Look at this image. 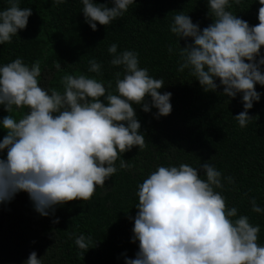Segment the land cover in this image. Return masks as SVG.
<instances>
[{"label": "clouds", "instance_id": "9594fccd", "mask_svg": "<svg viewBox=\"0 0 264 264\" xmlns=\"http://www.w3.org/2000/svg\"><path fill=\"white\" fill-rule=\"evenodd\" d=\"M67 0H52L56 6ZM84 22L93 30L97 24L110 25L124 16L135 0H80ZM0 9V45L11 43L25 29L32 15L21 0H5ZM240 0H207L212 22L201 29L188 14L177 11L169 31L185 45L180 46L178 68L188 71L204 92L235 98L240 94L243 111L234 116L241 128L251 118L248 110L261 99L256 85L264 86V0H258V23L249 25L234 14L232 4ZM190 41V42H188ZM109 64L115 72V92L97 79L102 64L89 60L88 72L96 76L65 74L63 91L41 86L40 62L26 64L22 58L0 64V106L6 111L0 119L5 135L0 139V204H7L17 193H27L33 209L49 216L56 206L73 200L88 201L97 187L107 189L105 181L128 167L122 154L134 146L145 147V136L134 106L145 113L153 108L154 118L172 111L171 92L159 91L163 77L154 78L140 67L139 53L112 43ZM170 45L168 52L172 53ZM60 69V63H57ZM23 111L17 119L12 113ZM232 184L214 164L199 167L187 163L157 166L142 183L130 241L138 243L133 258L124 264H264V244H258L259 224L236 207H227L216 189ZM251 210L264 213L255 198ZM235 217V219H233ZM54 222H58V218ZM74 236L75 245L90 248L91 237ZM22 264H45L31 251Z\"/></svg>", "mask_w": 264, "mask_h": 264}, {"label": "trees", "instance_id": "16d2710c", "mask_svg": "<svg viewBox=\"0 0 264 264\" xmlns=\"http://www.w3.org/2000/svg\"><path fill=\"white\" fill-rule=\"evenodd\" d=\"M96 2L111 6V0ZM6 6L0 0V9ZM20 6L31 8L32 15L11 43L0 45V64L17 57L28 65L39 61L41 86L62 92L65 74L96 76L88 72V62L95 58L102 64L96 78L106 87L111 82L109 90L115 92L114 74L120 69L109 64L107 49L116 43L118 51L139 53V66L146 67L151 76L165 79L159 91L172 93V111L156 119V109L145 113L134 106L145 147L134 146L123 153L128 167L119 168L117 160L118 171L105 181L107 189L97 187L90 200L58 205L49 216L36 213L25 192L0 204V264H22L31 251L38 258L43 256L45 264H124V257L133 258L138 249V243L130 241L133 221L129 218L137 211L138 185L157 166L187 163L198 168L205 161L214 164L223 177L233 178L234 183L224 181L225 187L216 191L225 197L227 207H236L238 215H247L251 224L260 225L257 243L264 244V213L253 212L250 203L255 198L264 208V86H255L261 99L248 110L252 118L241 128L234 119L244 110L240 94L229 99L220 94L222 87L204 92L187 70H177L176 49L178 42L183 47L185 41H178L169 24L182 11L201 29L206 27L212 22L207 0H135L123 17L107 26L97 24L95 31L84 22L80 0L59 6L52 0H21ZM259 7L258 0H240L230 10L255 25ZM261 51L264 54V47ZM23 111L12 115L18 119ZM5 115L0 106V119ZM5 134L0 129V139ZM5 154L6 150L0 153ZM73 233L91 237L86 252L75 245Z\"/></svg>", "mask_w": 264, "mask_h": 264}]
</instances>
